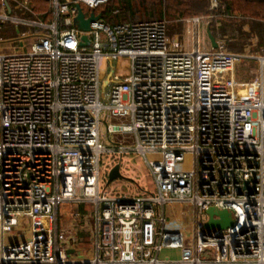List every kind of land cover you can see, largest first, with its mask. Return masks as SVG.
Here are the masks:
<instances>
[{"label":"built area","instance_id":"2783aa9c","mask_svg":"<svg viewBox=\"0 0 264 264\" xmlns=\"http://www.w3.org/2000/svg\"><path fill=\"white\" fill-rule=\"evenodd\" d=\"M107 3L49 0L43 20L29 0H0V44L28 40L25 52L0 53V231L29 226L1 238L0 264H264V55L239 80L247 56L217 37L201 46L211 15L182 20L188 49L164 19L106 21L95 10ZM76 5L99 15L89 31L73 25ZM121 57L117 75L109 65ZM128 154L143 159L153 190L101 187L102 156L110 171ZM64 202L93 206L88 255L61 228ZM168 206L182 207L190 233ZM210 207L230 211L232 225L206 230ZM165 248L179 258L161 257Z\"/></svg>","mask_w":264,"mask_h":264},{"label":"rangeland","instance_id":"374dc122","mask_svg":"<svg viewBox=\"0 0 264 264\" xmlns=\"http://www.w3.org/2000/svg\"><path fill=\"white\" fill-rule=\"evenodd\" d=\"M33 7V11L36 13L37 17L43 19L49 18V0L47 3L42 2V0H29ZM137 2L133 0V4L136 8V13L134 15L135 21L148 20L151 18V14L154 12L152 9H141V6L138 8ZM213 5V4H211ZM158 11V8L155 9ZM157 15V14H156ZM192 16H206L202 14H196ZM165 20L167 21V28L169 35L179 36L182 40H186V48H191L193 39L185 34V24L182 20L176 17H172L170 14H166ZM185 19V18H184ZM203 30H211V33L214 37L223 39L225 42L226 48L234 53L243 54L245 57L240 63L236 64L235 76L239 80H248L252 79L257 75V60L254 57L264 55V43L258 35L257 30L253 29V24L251 23H229L228 21H221L219 19L208 17L204 18ZM246 21V20H245ZM264 24V23H263ZM21 30H25L22 28ZM204 33L202 32L201 46L205 48H211L210 40L204 38ZM4 36L3 40H9ZM28 50V40L24 42L23 46H14L11 43H2L0 44V53L10 54V53H20ZM114 67L117 75H124L127 72L128 61L126 58L121 57L113 61L110 67ZM104 64L102 63L101 71L104 70ZM112 119H109L108 122H111ZM101 132H105V125L101 124ZM121 137V138H120ZM111 138L114 140L123 141L127 138L126 135H113ZM110 156L104 155L100 161V185L106 191H109L112 194L118 195H136L145 190H153L152 178L149 175L148 169L145 166L143 159L136 154L124 155L120 161V173L121 177L114 179L110 183L108 181V171L106 168L110 160ZM188 159V158H187ZM119 161L117 160L116 163ZM119 164V163H118ZM116 165V164H115ZM188 162L184 163L182 167H187ZM93 206L90 203L87 204H76L73 202H64L59 207V222L61 228L65 231L69 237L76 238L79 244L81 254L90 253V236L88 230L90 228L91 220L85 215V219L80 216L81 212L92 213ZM182 207H173L171 211L173 212L172 216L175 218H181L183 223H187L185 231L188 233V226L190 228V218L185 212H182ZM187 220V221H186ZM28 223L25 220H21L19 226L12 229L10 232L1 233L0 231V242L1 238L5 242H10L12 239L17 236H23L28 233ZM189 237L185 233L186 239ZM166 254L171 259L179 258L178 250H166Z\"/></svg>","mask_w":264,"mask_h":264},{"label":"trees","instance_id":"16d2710c","mask_svg":"<svg viewBox=\"0 0 264 264\" xmlns=\"http://www.w3.org/2000/svg\"><path fill=\"white\" fill-rule=\"evenodd\" d=\"M14 0H8L13 3ZM138 8L152 9L151 19H166V14L180 20L196 14L211 15L213 18L229 23H251L264 43V0H135ZM47 3V0H42ZM158 8V11L155 9ZM118 9V13H112ZM83 11L86 9L83 7ZM108 22H133L136 8L133 0H108L99 10ZM157 14V15H156ZM246 20V21H245ZM166 21V20H165ZM167 22V21H166ZM210 30V29H209ZM211 32V30H210ZM213 35V34H212Z\"/></svg>","mask_w":264,"mask_h":264},{"label":"water","instance_id":"95a60500","mask_svg":"<svg viewBox=\"0 0 264 264\" xmlns=\"http://www.w3.org/2000/svg\"><path fill=\"white\" fill-rule=\"evenodd\" d=\"M77 7V14L73 19V25L80 32H86L90 30V22L97 19L99 15H94L93 12L90 13L89 17H85V14L82 8L79 5ZM207 36L211 42L213 47H216L215 37L212 35L210 30H207ZM89 43V39L85 34L81 35L80 46H86ZM111 75L108 74L107 77L102 82V89H104L108 83L111 81ZM121 177L119 164H116L111 168L108 173V181L110 183L114 179ZM206 214L208 216L207 221L204 224V228L206 230H210L216 228L218 230H222L232 225V216L231 212L227 210H218L214 207H210L206 210ZM72 252V250H68V253Z\"/></svg>","mask_w":264,"mask_h":264},{"label":"crops","instance_id":"0c3cea01","mask_svg":"<svg viewBox=\"0 0 264 264\" xmlns=\"http://www.w3.org/2000/svg\"><path fill=\"white\" fill-rule=\"evenodd\" d=\"M40 17V16H39ZM41 18V17H40ZM41 19H43V18H41ZM49 19V18H48ZM48 19H43V20H48ZM113 121H124V119L123 120H117V119H113ZM117 135H121V134H117ZM123 135V134H122ZM116 136V135H115ZM127 137V136H126ZM121 138V137H120ZM120 138H118L117 139V141H119V139ZM128 138V137H127ZM127 138H125V139H123V140H126ZM173 207H171V206H168L167 207V213H168V215H169V217L170 218H173L172 220H174V221H177V223H179L180 225H181V218H175V217H173L172 216V214H173V212L171 211V209H172ZM85 215H86V212H81L80 213V216L83 218V219H85ZM91 220V219H90ZM182 226V225H181ZM184 230V229H183ZM88 233H89V236H90V241H91V229L89 228V230H88ZM90 245H91V243H90ZM166 250H173V249H167V248H165V249H163V251H162V253H161V257H167L168 255L166 254Z\"/></svg>","mask_w":264,"mask_h":264}]
</instances>
